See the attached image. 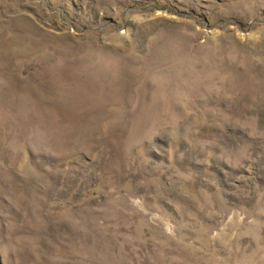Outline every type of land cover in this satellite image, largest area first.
I'll use <instances>...</instances> for the list:
<instances>
[{
    "label": "rangeland",
    "instance_id": "rangeland-1",
    "mask_svg": "<svg viewBox=\"0 0 264 264\" xmlns=\"http://www.w3.org/2000/svg\"><path fill=\"white\" fill-rule=\"evenodd\" d=\"M0 264H264V0H0Z\"/></svg>",
    "mask_w": 264,
    "mask_h": 264
}]
</instances>
